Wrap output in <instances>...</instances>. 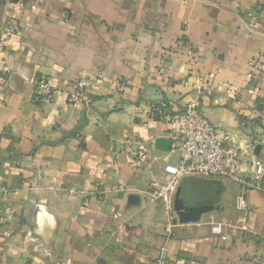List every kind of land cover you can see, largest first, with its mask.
<instances>
[{
  "label": "crops",
  "instance_id": "obj_1",
  "mask_svg": "<svg viewBox=\"0 0 264 264\" xmlns=\"http://www.w3.org/2000/svg\"><path fill=\"white\" fill-rule=\"evenodd\" d=\"M0 0V264H258L264 257V0ZM255 16L256 21L251 17ZM45 76L59 90L36 100ZM86 80L91 99L71 104ZM100 80V83H95ZM196 102L241 148L248 188L244 230L222 241L213 222L235 221L239 185L226 178L179 179L182 210L208 206L165 237L152 180L178 161V129L152 115ZM175 198V197H174ZM174 206V205H173Z\"/></svg>",
  "mask_w": 264,
  "mask_h": 264
},
{
  "label": "built area",
  "instance_id": "obj_2",
  "mask_svg": "<svg viewBox=\"0 0 264 264\" xmlns=\"http://www.w3.org/2000/svg\"><path fill=\"white\" fill-rule=\"evenodd\" d=\"M6 4L13 7H21V0H6ZM256 21V17H251ZM20 30V23L12 14L8 16L5 27L0 35V48H7L13 36ZM0 74L3 82L10 77V70L6 64L0 66ZM95 83H100L97 80ZM90 87L86 80H78L69 85L66 92L67 101L71 104L84 102L90 105L91 99L85 96V91ZM59 94V90L53 87L45 76H39L36 80V100L52 103ZM151 112L159 121L172 124L177 127V141L175 148L178 161L175 165H167L164 168L165 176L152 180L147 190V199L150 202L163 206L166 216L165 237L167 240L174 236L176 223L174 221V197L178 189L179 179L186 175H204L213 178H226L239 187L236 199V208L239 216L235 221L213 222L210 225L211 233L222 241L235 239L244 230L243 215L247 211L246 193L248 188H259L260 184L247 176L239 174V166L242 159L241 148L237 145L233 134L223 128L213 125L201 112L196 102H189L179 111H172L164 101L151 104ZM264 142V135L260 138ZM257 173L261 174L264 166L260 161H255ZM7 190L1 188L0 200L6 196ZM0 204V217H1ZM165 248H161L160 257L155 264H176L165 256ZM258 264H264V257Z\"/></svg>",
  "mask_w": 264,
  "mask_h": 264
},
{
  "label": "water",
  "instance_id": "obj_3",
  "mask_svg": "<svg viewBox=\"0 0 264 264\" xmlns=\"http://www.w3.org/2000/svg\"><path fill=\"white\" fill-rule=\"evenodd\" d=\"M179 194L180 189L178 188L174 198L173 207L176 212H179V221L181 223L195 222L199 219L200 215L209 211L210 208L208 206H200L196 208H190L185 212H180L182 210V204L179 200Z\"/></svg>",
  "mask_w": 264,
  "mask_h": 264
}]
</instances>
